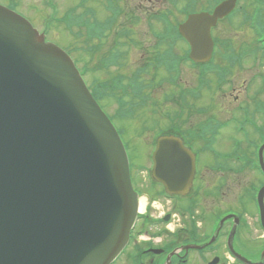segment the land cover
<instances>
[{
	"label": "water",
	"instance_id": "obj_1",
	"mask_svg": "<svg viewBox=\"0 0 264 264\" xmlns=\"http://www.w3.org/2000/svg\"><path fill=\"white\" fill-rule=\"evenodd\" d=\"M230 7L231 4H224L214 16H193L181 27L195 44L194 55L201 51L204 53L205 48L211 45L210 28L219 17L230 11ZM198 40L200 43L196 45ZM0 125L2 132L9 128L7 139L16 148L21 145L25 131L33 135L40 134L34 132L37 125L42 134L41 145L45 142L56 151L52 164L63 176V181L76 173L81 179L78 188L80 196L94 198L100 203L104 198V210L108 212L111 206L116 212L115 227L110 238L115 236L119 225L125 231L123 208L128 210L132 201L123 202V199L125 194L130 197L132 194L130 188L126 189L127 174H121L128 164L116 132L70 59L54 45L45 44L43 37L28 22L1 6ZM6 149V142L0 141V169L9 166L11 171H16L20 162L7 164ZM177 156L179 158L180 154ZM9 176L10 179L15 178L13 174ZM189 177L173 179L162 176L159 180L170 193H183L182 189ZM179 184L183 185L180 187ZM98 211L96 209V213L91 214L97 216ZM86 212H92V209ZM86 212L79 215L85 218ZM128 212L132 215L133 210L130 208ZM63 225L59 224L58 228ZM107 246V240L101 239L90 255L103 261L104 257L98 255ZM60 251L59 247H55L53 256H50L41 248L36 249L28 240H14L8 250L0 247V264H54L53 257L60 255ZM117 251L118 248L112 252L111 259ZM91 258L85 261L78 256L70 264H92Z\"/></svg>",
	"mask_w": 264,
	"mask_h": 264
},
{
	"label": "flooded vegetation",
	"instance_id": "obj_2",
	"mask_svg": "<svg viewBox=\"0 0 264 264\" xmlns=\"http://www.w3.org/2000/svg\"><path fill=\"white\" fill-rule=\"evenodd\" d=\"M152 2V0H150ZM219 52H224L223 48H219ZM223 58H219L217 61L213 62L210 67L205 68L206 77H199L195 73H190L189 78L183 79L181 83V78L177 81V72L175 74L168 70H164V67L157 73L158 81L166 84V88L170 91L171 84L173 90L174 85L179 84L181 91L179 93L178 104L179 109L176 111V115L180 117L178 123L179 127L174 129V133L181 135L185 140L188 147L191 148H206L205 143L210 138L211 133H217L218 137L224 139L229 136H225L224 130L220 128L221 122L224 119H221L220 116H217V113L222 111V108H227L228 105L234 107L240 100V95L233 93L237 91L235 78H231L228 82L223 81L221 76L224 74V69L226 68V62L224 59L225 53L222 54ZM187 72V70H186ZM237 72V71H236ZM235 72V73H236ZM179 78V77H178ZM224 86H231L228 93H223ZM169 95H175L173 93H167L166 97ZM212 96L208 99L209 96ZM220 106V109H218ZM246 109L248 105H245ZM254 111V110H253ZM173 112V109L169 110V114ZM250 117H253L252 112H250ZM258 120L260 123H264V115L259 114ZM212 122L214 123L212 125ZM176 124V121L172 118L170 120V126L173 127ZM258 135L261 131L259 130ZM264 138V130L262 134ZM223 142V141H222ZM257 142H255V145ZM222 145L214 144L213 148H220ZM204 163H216L218 162L214 156H205L200 159ZM214 185L215 188L211 189L212 193L217 195L210 197L205 201L206 209L208 207V201H211L212 207L216 208L213 210L211 218V225L216 221L219 216H222L226 210L231 211V215L235 218L232 219V222H237L238 224L245 225L248 228V235H253L254 239L258 241H264V234L261 233L259 220H256V211H254V221H245L243 216L240 214L239 203L234 199L233 192L234 188H226V192L223 191V175L221 174L218 177V173L214 176ZM236 191V190H235ZM232 193V194H231ZM205 194V193H203ZM202 199L204 197L202 196ZM180 208V209H184ZM246 211V207H244ZM184 213L183 211H181ZM246 214L245 216H247ZM252 219L253 217H249ZM258 218V215H257ZM230 222L228 225L229 230H225L222 235L218 236L216 243L210 245V248L205 250V248L189 249L186 250V247H183L187 244H193L197 247H200L202 244H205L210 241L211 238L204 240H196L187 236V232H181L184 235L176 236L172 235L162 239L160 246L157 248L150 243H142L139 237H134L133 241L140 244L143 247L142 254L138 257V260H142V264H239L237 258L235 257L233 251L230 247V241H228L227 234L230 232L233 223ZM256 223V225H255ZM249 224V225H248ZM147 226L146 222L140 224V229ZM224 231V230H223ZM256 244L254 240L249 239V241L243 240L241 244L235 245V251L238 255L244 257L249 261H253L252 254L247 248L248 246H254ZM182 246V247H181ZM136 247H133L131 251L122 261L125 264H130V259L133 254L136 252ZM150 250H162V253H151Z\"/></svg>",
	"mask_w": 264,
	"mask_h": 264
},
{
	"label": "rangeland",
	"instance_id": "obj_3",
	"mask_svg": "<svg viewBox=\"0 0 264 264\" xmlns=\"http://www.w3.org/2000/svg\"><path fill=\"white\" fill-rule=\"evenodd\" d=\"M130 3L127 5V7H129V10L133 11L134 13H136L138 15V19L137 18H133L131 20V26L134 29V32L131 35V30L127 29L126 33H120L118 36H121L122 38H124L123 36H129L130 39V47L131 50H128L125 54H124V64H126V69L131 72L133 70H135V65L138 64V61H140L142 53L144 51H146L147 53H150L151 49L153 48V46L156 44V42L154 41L155 36L152 34V31L150 30L151 27L149 26V21H148V17H149V11L145 12V11H139L141 8L143 10H146V8L152 9L153 6L149 5L150 3H146L144 1L139 2H133L132 0H129ZM135 1V0H134ZM146 1V0H145ZM156 1V0H153ZM78 0H53L50 4L51 5H57L59 9L65 11L68 8L74 7L75 4H77ZM205 2V1H204ZM0 3L3 5H10L9 0H0ZM14 5H18L19 9L17 10L19 13H21L23 16H25L27 19H29L34 25V21L33 19L37 22V24L41 27H39L40 29L45 27V22L42 23L43 18L46 17H42V14H35V10L42 11L44 10V7L46 5L45 0H14ZM160 1L156 3V8L159 11H171L175 13V10L166 5L167 2H165V5H159ZM123 8V16L128 17V13L126 12L127 9L121 5ZM91 7H95L99 12L97 14L98 17H100L101 19H104L105 17H107L108 15L105 13L104 9L102 10V14L100 13L101 11L98 9V7L96 5ZM163 8V9H162ZM253 7H251L250 9H252ZM26 13V14H25ZM30 15V16H29ZM33 16V18H32ZM180 19V15H177ZM42 17V18H41ZM181 20V19H180ZM263 22H264V13H263ZM124 23V17L121 20V24ZM36 26V25H35ZM37 27V26H36ZM159 27V29H163L162 27H160V25H157V28ZM155 29V28H154ZM80 31L71 33L69 32L65 26L64 29H62L58 24L53 23L51 26V33L47 34V36L50 35V37L52 39H55L54 41L56 43H58L59 45H61L62 47H64L63 45H65L68 49L75 51L76 49H78L77 52H75L74 54L77 56L79 62L81 65H89L90 66V52L88 49V42L86 40V37H83L81 35H78ZM159 33H162L163 30H159ZM215 37L217 39H219L220 41L224 42L227 41L228 43V47H234L236 49V51L239 53L241 51L242 48H252L253 46V34L251 31H249V26L248 24H243L242 19L238 18L236 19L232 24H224L222 27H220L217 30V33H215ZM156 39V38H155ZM157 40V39H156ZM58 41V42H57ZM63 44V45H62ZM140 46V47H137ZM177 51L179 53H183L184 49H185V43L182 41H179L176 45ZM121 54L123 55V53L121 52ZM153 54V53H151ZM102 58V55H98L97 56V60L95 62V69L99 72L96 73L97 77H100L102 79V77H104L103 74V70L102 65L99 64L100 60ZM123 59V58H122ZM260 69V72L258 73V75H263L264 74V65H258ZM233 71H237L236 73H234V77L238 76V74L240 76H242V78L240 79V81L236 84L237 87V91L233 92L236 93L237 95H239V93L244 89V84H242V82H246V80L250 77L248 76V74H250V69L248 66H243V68H234ZM248 73V74H247ZM188 78V75H186ZM232 78V77H230ZM253 87V86H252ZM256 88V86H255ZM230 91V88H226L224 90H222L223 93H228ZM212 96L210 95L208 97V99H210ZM243 97L245 98V96L243 95ZM242 97V98H243ZM245 102L251 103L253 104V100L252 97H249L245 100ZM103 108H105V110L111 114L115 113V111H117V104L114 103L113 105H111L110 107H104V105L102 104ZM108 106V105H106ZM227 108L232 111L233 107L231 105H228ZM221 119H225L228 116H224L222 114H219ZM148 118L149 119V123L150 125L152 124L151 121V116H150V112L149 110L144 111L142 114L140 115H135L134 118L130 119V120H120V121H116V125L118 126V128L121 130V133L123 135V137L125 138V140L128 139H133L134 143H132V145H129V152L131 154V158L133 162H137L136 166L139 165H145L148 167V165H150V162L147 159V154L143 153V159L141 160V162L139 163V158H140V153L143 151V147L142 145L138 142L139 138H138V134H141V127H139L138 124V120L139 118ZM154 123V122H153ZM222 152L227 151V148H221L219 149ZM247 150H243L239 153L241 154H245ZM241 161V160H240ZM232 166V165H229ZM208 169V166H206L205 163H203V165L201 166V170H202V176H204L203 181L200 182L198 184L199 189H201V192L206 193L207 195L212 194L211 189L215 188L214 183L211 184V181L214 179V177H209V175L206 173ZM230 173H225L224 174V178H223V185L224 187H239L241 188L240 191H236L235 193L240 195V200H239V204L242 205L243 203H246L248 201V207H247V214L249 217H253L254 220V209L253 206L250 204L249 202V197L246 196V186H245V179L248 181V178L250 180H252L251 182H257L256 180V175H249V177H246V174H241L240 175V179L235 180L234 176H230ZM242 175L244 177H242ZM139 184L140 183V179L138 180ZM249 182V181H248ZM156 191L159 193V195L162 196L161 194V190L159 187L155 188ZM232 194V195H235ZM158 195V196H159ZM151 196L154 200H156V202L153 205V211L150 212L151 216H154L156 219H159L163 216V214L165 212L170 211V208H173V204L174 203H169L166 202L163 199L157 200V194L154 192H151ZM160 197V196H159ZM163 198V197H162ZM186 201H189V198L184 197L180 202V204H178V206L176 207L178 208H183L186 207L187 204L185 203ZM177 203V202H176ZM184 203V204H182ZM211 205H213V203L211 201H208V207L206 209H203L200 211V213L198 214V216L200 217V219L202 220V222L204 223L205 226V230H208L211 227V215L213 210H216V208L212 207ZM240 209V208H239ZM166 210V211H165ZM165 211V212H164ZM240 212L242 213H246V211L244 210H240ZM248 235V234H247ZM243 235H239L238 236V242L240 243V237H242ZM253 236L249 235V236H245V240L249 241V239H252ZM253 240V239H252ZM254 242L256 244H254L255 246H248L247 248L249 249V251L252 254V257H260V253L263 248V242L262 241H257L254 240ZM120 264H125V263H120Z\"/></svg>",
	"mask_w": 264,
	"mask_h": 264
},
{
	"label": "trees",
	"instance_id": "obj_4",
	"mask_svg": "<svg viewBox=\"0 0 264 264\" xmlns=\"http://www.w3.org/2000/svg\"><path fill=\"white\" fill-rule=\"evenodd\" d=\"M117 24H115L116 25V27H115V29L114 30H123V29H128L129 28V25L128 24H121V20H117V22H116ZM129 23V22H128Z\"/></svg>",
	"mask_w": 264,
	"mask_h": 264
},
{
	"label": "bare ground",
	"instance_id": "obj_5",
	"mask_svg": "<svg viewBox=\"0 0 264 264\" xmlns=\"http://www.w3.org/2000/svg\"><path fill=\"white\" fill-rule=\"evenodd\" d=\"M139 210H140V212H141V211H142V212L144 211V205H143V204L140 205Z\"/></svg>",
	"mask_w": 264,
	"mask_h": 264
}]
</instances>
